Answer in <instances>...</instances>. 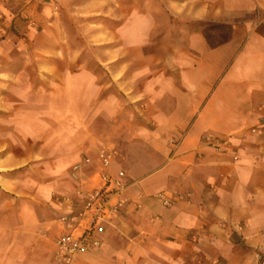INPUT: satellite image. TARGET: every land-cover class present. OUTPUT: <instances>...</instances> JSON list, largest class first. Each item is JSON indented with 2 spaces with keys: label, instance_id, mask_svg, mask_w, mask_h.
Wrapping results in <instances>:
<instances>
[{
  "label": "crops",
  "instance_id": "obj_1",
  "mask_svg": "<svg viewBox=\"0 0 264 264\" xmlns=\"http://www.w3.org/2000/svg\"><path fill=\"white\" fill-rule=\"evenodd\" d=\"M103 147L141 207L74 264H264V0H0V264H59Z\"/></svg>",
  "mask_w": 264,
  "mask_h": 264
},
{
  "label": "built area",
  "instance_id": "obj_2",
  "mask_svg": "<svg viewBox=\"0 0 264 264\" xmlns=\"http://www.w3.org/2000/svg\"><path fill=\"white\" fill-rule=\"evenodd\" d=\"M179 143L180 139H173V148ZM117 155L115 148L103 147L99 151V169L90 176L94 187L80 191L83 202L77 213L62 217L66 231L56 239L55 259L59 264H74L79 254L100 246V235L107 224L126 213L129 205L141 207V195L136 200L126 195L129 182L125 179V172L119 171L115 177L107 170ZM90 161L91 159H86V162ZM79 167L77 165L75 168ZM155 196L162 199L166 206H171L176 200L183 198L180 194L173 196L158 193Z\"/></svg>",
  "mask_w": 264,
  "mask_h": 264
},
{
  "label": "rangeland",
  "instance_id": "obj_3",
  "mask_svg": "<svg viewBox=\"0 0 264 264\" xmlns=\"http://www.w3.org/2000/svg\"><path fill=\"white\" fill-rule=\"evenodd\" d=\"M180 22H181V24H187V25H191L190 26V28H193V27H196V28H203L204 27V24H195V25H193L192 23H189V22H187V21H182V20H180ZM227 27H225V26H218V25H210V26H207L206 27V31H207V33L210 35V37L211 38H213V39H218V38H220L219 36H217L221 31L223 32V33H226V31H227ZM229 30V29H228ZM216 35V36H215ZM214 43H217V41L216 40H214L213 41ZM174 44H176L174 41H166V42H164V41H160V40H158V39H156V37H155V39L149 44V46H148V49L150 50V51H152V52H157V51H159V52H165L166 50H168L169 48H171ZM154 60V62H156L158 59L157 58H154L153 59ZM261 259L262 260H264V254H261ZM261 264V263H260Z\"/></svg>",
  "mask_w": 264,
  "mask_h": 264
}]
</instances>
